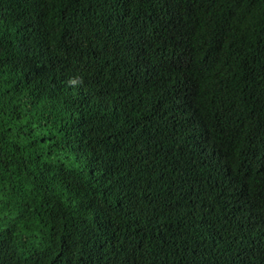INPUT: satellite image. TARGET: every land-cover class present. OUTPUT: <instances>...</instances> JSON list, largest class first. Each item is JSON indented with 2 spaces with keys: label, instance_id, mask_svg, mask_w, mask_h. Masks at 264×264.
<instances>
[{
  "label": "trees",
  "instance_id": "1",
  "mask_svg": "<svg viewBox=\"0 0 264 264\" xmlns=\"http://www.w3.org/2000/svg\"><path fill=\"white\" fill-rule=\"evenodd\" d=\"M0 264H264V0H0Z\"/></svg>",
  "mask_w": 264,
  "mask_h": 264
},
{
  "label": "clouds",
  "instance_id": "2",
  "mask_svg": "<svg viewBox=\"0 0 264 264\" xmlns=\"http://www.w3.org/2000/svg\"><path fill=\"white\" fill-rule=\"evenodd\" d=\"M179 66L181 67L180 63L178 62Z\"/></svg>",
  "mask_w": 264,
  "mask_h": 264
}]
</instances>
